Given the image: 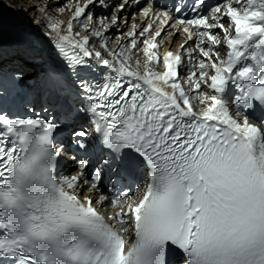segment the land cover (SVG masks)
<instances>
[{"label":"snow or ice","instance_id":"snow-or-ice-1","mask_svg":"<svg viewBox=\"0 0 264 264\" xmlns=\"http://www.w3.org/2000/svg\"><path fill=\"white\" fill-rule=\"evenodd\" d=\"M21 4L47 29L55 55L41 82L64 102L63 123L80 125L69 136L79 158L68 157L74 174L60 173L62 123L19 97L24 74L11 73L12 102L0 103V264H264V118L245 115L253 100L264 105V0H218L205 11L206 0H194L191 18L180 6L153 13L155 0H84L66 26L51 15L67 8L60 0ZM131 7L156 19L121 31ZM109 32L119 33L118 47H109ZM181 32L180 51L161 56L158 41ZM133 55L146 58L143 73ZM93 58L108 70L99 79L82 72ZM228 81L244 94L234 104L242 121L220 95ZM105 170L116 174L114 187L146 182L134 203L119 188L123 199L112 196L111 205L120 210L110 216L97 207L109 200Z\"/></svg>","mask_w":264,"mask_h":264},{"label":"bare ground","instance_id":"bare-ground-1","mask_svg":"<svg viewBox=\"0 0 264 264\" xmlns=\"http://www.w3.org/2000/svg\"><path fill=\"white\" fill-rule=\"evenodd\" d=\"M75 2L77 4L79 2V0H75ZM83 2H84V0L81 1V4ZM0 3L12 5V8L0 7V25H2L4 27V30L15 31L14 28L11 27L13 25V26H15V28H23V32L25 30V32L31 33L30 36L45 37L44 35H42V32H45L46 29L42 30V29H38L35 25L32 26L30 19H28L26 16L20 15V13L18 12V10H16L17 8L14 6V4L11 2V0H0ZM115 4L116 3H114V0H111V5H115ZM74 11H75V6L71 10V12H70L71 16L67 20H69L72 17ZM132 12L135 13L134 14L135 19L130 18ZM152 12L155 13L156 11L152 9ZM121 15H126L128 17V26H127V28H125L124 24L121 23V31L131 30L133 24H135L136 30L140 31L138 29V27H141L143 25H144L143 27H146L148 23H152L156 19V16L154 14L151 15L149 18H145L144 15L142 14V12H140L138 10V8H136V7L129 8L126 13H123ZM67 20H66V22H67ZM130 23L132 24L131 26H129ZM9 25H11V26H9ZM75 29H76V27H75ZM113 34H114L113 32H109L107 34L106 38L108 41L110 40V36ZM118 35H119V33H118ZM182 36L187 37V35L182 33V32L179 35H164L163 41H158V43H161L162 50L164 52L167 50H171L175 53V52L180 51V45L185 43V39L182 38ZM124 43L125 44L127 43L126 39H124ZM93 44H94V41H91V45H93ZM15 45L16 44L11 40V37H8L5 33H3L0 30V64H3V65L4 64H10V63L14 64L16 62L17 64H21V65H23V67L29 68L31 70L32 66L28 63H30V61L38 58L37 56L33 55L34 52H33L32 46L19 47V46H15ZM118 45H119V41H116L115 46L113 48L118 47ZM170 45H175V46L170 48ZM20 48H22V49H20ZM40 54L43 56L42 53H40ZM162 55L163 54H161V56ZM221 56H222V52H221ZM184 58L186 59V56H184ZM46 61L47 60L44 57V59H43L44 64ZM40 67L41 66H39V64H36L35 68L38 69ZM34 71H35V69H34ZM31 75L33 76L34 74L31 73ZM262 75H264V74H262ZM181 83L185 87L186 91H188L187 82L182 80ZM248 87H250V85L245 83L244 88L247 89ZM206 91H208V90H206ZM189 94H190V92H189ZM220 95L222 97V100L225 102L226 106L229 107L230 115H233L234 118H237L238 120L242 121L243 117H241V116L236 117V115H235L236 108H235L234 104L237 101V99H235V102H233V98L235 97V95H238V97L240 99H243L244 94L241 91V89L238 88V86L235 83H233L232 81H228L225 85L224 91ZM198 105L195 101L193 102V106H194L195 110H198L199 108L202 107L201 105H199V106ZM260 105H261L260 102L255 101V100L252 101V106L250 107V110H249L250 113H252V115L249 116L248 114H246V116H248L250 119H252V120H250V122L257 123L262 118H264V117L260 116ZM254 111L256 112L255 114H253ZM48 117L51 119H54L52 116H48ZM259 126L264 127V125H259ZM69 171L73 172V174H74V171H72L71 168ZM69 171H68V173H69ZM89 194L93 195L96 199H98L100 193L99 192L96 193L95 191H93ZM128 203H131V201H129ZM97 207L100 210L102 209L104 211H107V208L110 209L112 207L111 201H110V203L106 202L104 207H100L99 205H97ZM119 210H120L119 207H112L111 212H112V214H114L115 212H117Z\"/></svg>","mask_w":264,"mask_h":264},{"label":"rangeland","instance_id":"rangeland-1","mask_svg":"<svg viewBox=\"0 0 264 264\" xmlns=\"http://www.w3.org/2000/svg\"><path fill=\"white\" fill-rule=\"evenodd\" d=\"M81 1L82 0H79V3H81ZM11 2L14 4V6L16 8H21V10H18V12L20 13V15L26 16L31 21V9L29 10L28 13H25L22 10L23 7H29L30 8V6L28 4H23L22 5L21 4V0H11ZM41 2L43 3L44 0H41ZM53 2H55V0H53ZM60 3H62V4L63 3H66L67 4V8L65 9V11L63 13H59V12L53 11L51 13V15L56 20L64 21L65 22V25H66V20L71 16L70 12L73 9V7L76 5V2H75V0H60ZM117 3H119V2H117ZM112 6H115V5H112ZM95 12L96 13H100L101 10L95 9ZM111 12H112V7H110L109 10H107V13L106 14H111ZM130 25H131V23L129 24V26ZM9 26H11V25H9ZM32 26H34V24H32ZM11 27L14 28V30L17 31V32L18 31H23V28H15V26H13V25ZM75 27H76L75 30L83 31V29L81 28V26L79 24H76ZM42 30H44V29H42ZM45 31H47V29ZM24 32H25V30H24ZM25 34L31 35V33H27V32H25ZM82 34H87V32H84L83 31ZM114 35L118 36V33H114L113 35L110 36V42H108V43H110L109 44V47H114L115 46V43H116L117 40L116 39H113V36ZM92 41H94V44L91 45V47H94L96 50H102V49H100V43H98V41L95 38H93ZM20 49H22V48H20ZM41 57L36 58V59L39 60V62H36L35 61L36 59H34V60L30 61V63H28V64H30L32 66V69L31 70L29 68L23 67V65H21V64H17L16 62L14 64L13 63L4 64V65L3 64H0V68L6 70V69H9V67H10V69H12V70H17V71H24L25 70V71H27L26 73H28V74L33 73L34 74L33 75L34 76L33 77L34 78L33 80H36V79H38L39 76H40L39 78H41V74L43 73V70H41L39 68L38 69L35 68L36 67V64H39V66H41V62H43V59H44V57L42 55H41ZM136 59H139V57L133 55V57H132L133 66H135ZM142 63H143V61H142ZM142 63H141V68H142ZM143 65H144V63H143ZM34 69H35V71H34ZM22 73H24V72H22Z\"/></svg>","mask_w":264,"mask_h":264}]
</instances>
